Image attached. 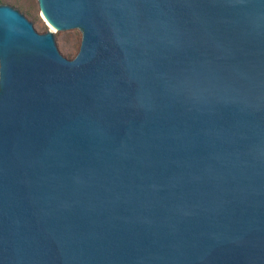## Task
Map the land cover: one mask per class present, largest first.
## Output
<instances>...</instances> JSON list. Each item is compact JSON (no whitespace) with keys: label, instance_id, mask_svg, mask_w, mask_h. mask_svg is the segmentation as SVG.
<instances>
[{"label":"water","instance_id":"95a60500","mask_svg":"<svg viewBox=\"0 0 264 264\" xmlns=\"http://www.w3.org/2000/svg\"><path fill=\"white\" fill-rule=\"evenodd\" d=\"M0 3V264H264V0Z\"/></svg>","mask_w":264,"mask_h":264},{"label":"rangeland","instance_id":"374dc122","mask_svg":"<svg viewBox=\"0 0 264 264\" xmlns=\"http://www.w3.org/2000/svg\"><path fill=\"white\" fill-rule=\"evenodd\" d=\"M0 3H5L19 12H22L27 20H30L33 28L42 33L47 30L53 31V40L58 52L65 58H72L78 50L81 32L77 28L57 30L51 28L50 23L42 16L38 7L37 0H0Z\"/></svg>","mask_w":264,"mask_h":264},{"label":"bare ground","instance_id":"6f19581e","mask_svg":"<svg viewBox=\"0 0 264 264\" xmlns=\"http://www.w3.org/2000/svg\"><path fill=\"white\" fill-rule=\"evenodd\" d=\"M51 28L53 29L54 27L50 24Z\"/></svg>","mask_w":264,"mask_h":264}]
</instances>
